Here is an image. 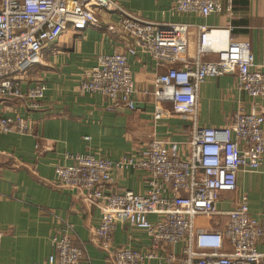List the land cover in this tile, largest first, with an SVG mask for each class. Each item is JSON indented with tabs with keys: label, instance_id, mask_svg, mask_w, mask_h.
I'll return each instance as SVG.
<instances>
[{
	"label": "built area",
	"instance_id": "obj_1",
	"mask_svg": "<svg viewBox=\"0 0 264 264\" xmlns=\"http://www.w3.org/2000/svg\"><path fill=\"white\" fill-rule=\"evenodd\" d=\"M229 7L233 0H227ZM177 13L202 17L222 12L219 0H175ZM191 25L164 24L129 12L117 0H0V98L40 101L48 89L43 80L23 91L29 71L43 65V52L68 32L90 28L125 37L127 51L101 55L79 86L82 94L106 97L112 110L126 104L133 110L139 95L128 55L148 53L157 66L168 69L156 76L154 120L184 116L196 125L199 88L208 78L233 75L239 88L252 99L264 100V63L256 65L246 40L214 45L221 31L199 26L196 56L190 59ZM215 53L216 59L203 57ZM170 104L171 108L165 105ZM33 125L18 113L0 112V133L31 134ZM187 158L179 156V143L151 137L139 156L127 154L117 161L93 153L71 155L72 164L57 166L55 185L76 190L98 207L100 223L94 231L97 245L109 264H264V227L241 195L235 207H218L223 193L238 187L240 171L255 172L264 159V108L239 109L229 124L197 129L188 142ZM143 171L148 188L107 192L112 172ZM151 217H155L151 220ZM118 224L145 231L149 247H115L112 236ZM65 223L53 237L55 254L44 264H80L84 247L73 242ZM4 233L0 230V242ZM180 246L181 256L167 252Z\"/></svg>",
	"mask_w": 264,
	"mask_h": 264
},
{
	"label": "crops",
	"instance_id": "obj_2",
	"mask_svg": "<svg viewBox=\"0 0 264 264\" xmlns=\"http://www.w3.org/2000/svg\"><path fill=\"white\" fill-rule=\"evenodd\" d=\"M117 1L149 21L191 25L190 59L196 56L197 28L203 25L221 31L214 37L217 48L225 47L227 40H246L255 64L264 63V0H233L231 7L227 0H219L222 12L208 17L175 12V0ZM127 47L125 37L106 28H90L81 35L68 32L44 50V64L32 68L22 83L26 91L43 80L48 89L42 100L0 98V112L9 116L18 113L33 125L31 134L0 133V230L4 233L0 264H44L55 254L53 237L65 223L72 227L74 244L84 247L80 264H109L94 237L101 219L98 207L84 201L76 190L54 184L56 167L71 165V155L88 152L117 161L127 154L139 156L155 136L167 144L179 143V156L185 159L190 153L188 142L197 129L225 126L239 109L248 112L256 104L264 108V100L250 98L233 75H224L208 78L200 86L196 125L184 116L155 121L157 104L143 91L152 90L156 76L168 67L157 66L140 50L127 57L139 92L133 110L126 104L112 110L103 95L80 93V83L99 56L126 52ZM216 56L212 53L203 59L212 61ZM165 106L171 108L170 104ZM111 177L105 186L107 192L147 191L149 176L143 171L115 170ZM241 195L248 196L251 214L264 227V159L258 171L238 173L237 190L223 193L218 207L231 210ZM112 240L115 247L140 250L151 243L145 231L125 224L117 225ZM167 252L181 256L178 245L168 246Z\"/></svg>",
	"mask_w": 264,
	"mask_h": 264
},
{
	"label": "rangeland",
	"instance_id": "obj_3",
	"mask_svg": "<svg viewBox=\"0 0 264 264\" xmlns=\"http://www.w3.org/2000/svg\"><path fill=\"white\" fill-rule=\"evenodd\" d=\"M35 69V68H34Z\"/></svg>",
	"mask_w": 264,
	"mask_h": 264
}]
</instances>
